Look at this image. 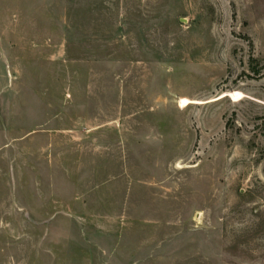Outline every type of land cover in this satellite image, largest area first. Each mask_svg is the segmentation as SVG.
Returning <instances> with one entry per match:
<instances>
[{
    "label": "rangeland",
    "instance_id": "1",
    "mask_svg": "<svg viewBox=\"0 0 264 264\" xmlns=\"http://www.w3.org/2000/svg\"><path fill=\"white\" fill-rule=\"evenodd\" d=\"M0 264H264V0H0Z\"/></svg>",
    "mask_w": 264,
    "mask_h": 264
},
{
    "label": "trees",
    "instance_id": "2",
    "mask_svg": "<svg viewBox=\"0 0 264 264\" xmlns=\"http://www.w3.org/2000/svg\"><path fill=\"white\" fill-rule=\"evenodd\" d=\"M254 70V72L257 74V73H259V71L257 70V69H253Z\"/></svg>",
    "mask_w": 264,
    "mask_h": 264
}]
</instances>
